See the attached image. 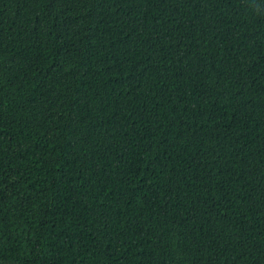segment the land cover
Segmentation results:
<instances>
[{
    "label": "trees",
    "instance_id": "trees-1",
    "mask_svg": "<svg viewBox=\"0 0 264 264\" xmlns=\"http://www.w3.org/2000/svg\"><path fill=\"white\" fill-rule=\"evenodd\" d=\"M0 264H264V0H0Z\"/></svg>",
    "mask_w": 264,
    "mask_h": 264
},
{
    "label": "bare ground",
    "instance_id": "bare-ground-1",
    "mask_svg": "<svg viewBox=\"0 0 264 264\" xmlns=\"http://www.w3.org/2000/svg\"><path fill=\"white\" fill-rule=\"evenodd\" d=\"M238 47V46H237ZM226 68V67H225ZM185 72V71H184ZM175 77V76H174Z\"/></svg>",
    "mask_w": 264,
    "mask_h": 264
}]
</instances>
